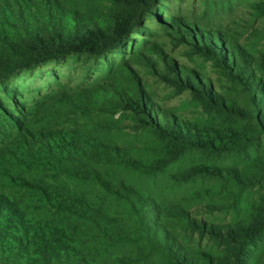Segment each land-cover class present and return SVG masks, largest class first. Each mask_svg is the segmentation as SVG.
<instances>
[{
    "label": "trees",
    "instance_id": "16d2710c",
    "mask_svg": "<svg viewBox=\"0 0 264 264\" xmlns=\"http://www.w3.org/2000/svg\"><path fill=\"white\" fill-rule=\"evenodd\" d=\"M160 3L0 1V83L18 72L68 56L101 58L126 50L135 42L133 34L145 32L146 19L156 17L161 26L172 31L176 46L188 44L190 56L213 61L221 80L230 86L224 87L229 92H220L210 79L178 65L159 48L161 68L147 58L149 73L159 82L174 87L178 94L188 92L205 113L222 120L210 126L192 123L156 107L141 77L122 61L125 80L113 81L106 104L83 117L92 121L91 125L48 132L41 142H33L22 151L24 165L48 170L54 180L40 187L23 181L37 200L35 204L25 203V209L15 203L0 204V264H138L148 263L154 252L164 255L162 264H247L251 248L264 234V200L251 205L240 221L220 227L192 219L182 205L164 207L118 176L120 167L144 176L163 173L192 152L210 159L236 152L251 160L252 166L239 170L192 165L172 176L176 183L186 184L203 176L226 179L234 188L246 189L264 170V157L249 153L264 135V81L257 75L258 71L264 73V55L255 57L218 32L198 31L174 18L162 22L156 15ZM255 8L264 17V3ZM120 111L133 115L136 130L148 129L156 138L158 152L152 161L133 157L100 137L115 125L105 118L96 122L92 114L115 115ZM66 180L96 187L104 195L102 202L73 192ZM120 203L129 213L120 215V210L112 208ZM41 212L46 217L36 216ZM175 223L223 242L228 255L190 252L172 231ZM130 244L138 246L134 255L103 263V253L110 247Z\"/></svg>",
    "mask_w": 264,
    "mask_h": 264
},
{
    "label": "rangeland",
    "instance_id": "374dc122",
    "mask_svg": "<svg viewBox=\"0 0 264 264\" xmlns=\"http://www.w3.org/2000/svg\"><path fill=\"white\" fill-rule=\"evenodd\" d=\"M261 3L264 0H161L156 15H159L162 22L174 18L188 23L198 31L221 33L258 57L264 55V17L255 8ZM144 25L145 32L133 34L135 42L127 46L126 50L101 58L68 56L60 62L50 61L34 69L18 72L0 83L1 205L15 203L25 209V203H37L36 194L30 192L23 181L40 187L45 181L52 183L53 173L37 167L28 168L24 165L22 151L27 150L33 142H41L48 132L91 125L92 121L83 117H89L88 112L106 104L113 81L123 83L125 80L123 74L126 75V70L121 67L122 61H126L141 77L156 107L192 123L210 126L222 122L220 116L207 114L199 108L188 92L178 94L174 87L159 82L149 73L147 64L149 58L158 62L159 68L162 67L160 54L157 53L159 48L178 65L210 79L220 92H229V88L224 89L230 87L229 84L221 80L213 61L200 55L190 56L188 52L191 46L188 44L176 46L172 31L161 26L156 17L147 18ZM257 75L264 81V73L258 71ZM106 109L109 111L111 108L107 106ZM91 117H96V122L105 118L114 123L112 131L100 135L108 143L119 146L145 162L156 157L159 145L156 138L148 129L136 130L131 113L120 111L113 115L109 112H95ZM249 153L252 157H264V135L259 137ZM197 164L237 167L239 170L252 166L251 160L236 152L213 159L192 152L163 173L144 176L120 167L118 176L127 185L154 198L160 205H182L192 219L220 227L240 221L247 215L251 205L264 200V170H261L259 180L246 189L234 188L226 179L198 176L186 184L176 183L172 179L173 175ZM66 182L73 192L85 194L93 201L102 202L104 198L103 193L92 185L72 180ZM112 208L120 210V215L122 212L129 213V209L122 203ZM36 216L46 217V214L41 212ZM172 231L192 253L208 252L220 257L228 255L227 245L208 235L201 236L199 232L188 231L177 223ZM137 251V244L110 247L103 253V263L113 261L116 257L134 255ZM163 262L164 255L154 252L148 263L138 264ZM263 262L264 234L251 248L247 264Z\"/></svg>",
    "mask_w": 264,
    "mask_h": 264
}]
</instances>
